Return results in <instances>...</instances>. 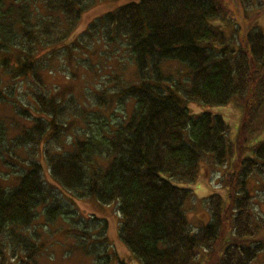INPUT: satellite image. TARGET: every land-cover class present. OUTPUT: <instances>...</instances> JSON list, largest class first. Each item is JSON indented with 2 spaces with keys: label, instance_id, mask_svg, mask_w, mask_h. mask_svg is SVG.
<instances>
[{
  "label": "trees",
  "instance_id": "1",
  "mask_svg": "<svg viewBox=\"0 0 264 264\" xmlns=\"http://www.w3.org/2000/svg\"><path fill=\"white\" fill-rule=\"evenodd\" d=\"M87 1L0 0V111L9 112L0 113V264H39L37 228L59 218L71 228L69 250L94 264H127L105 220L75 229L74 199L115 204L118 239L136 264H200L199 250L209 260L225 223L232 243L217 264H251L264 251V217L247 191L255 178L264 194V140L247 146L264 130V4L249 15L254 0H233L241 23L222 24L221 0H140L77 33ZM108 44L127 50L132 77L88 76L82 101L71 87L48 88L50 75L64 69L75 79L71 68L89 61L79 56ZM231 103L245 114L234 164L222 116L187 108ZM202 164L227 167V204L209 196V221L192 231V192L181 186L197 181Z\"/></svg>",
  "mask_w": 264,
  "mask_h": 264
},
{
  "label": "rangeland",
  "instance_id": "2",
  "mask_svg": "<svg viewBox=\"0 0 264 264\" xmlns=\"http://www.w3.org/2000/svg\"><path fill=\"white\" fill-rule=\"evenodd\" d=\"M139 1L140 0H88V8L78 23L77 33L84 30L87 25L95 18L107 12L117 10L118 8L126 4L138 3ZM259 3L264 4V0H254V6L245 7L247 8L246 13L250 15L254 9H258ZM221 4L223 7L222 15L227 14V17L229 15V17L226 18L227 20L225 19V16L223 17V20L221 21L222 24H226L227 21V24H229V18H231V16H234L232 20H234L235 23H241V9L235 4L233 0H221ZM255 11L252 12V14L255 13ZM258 16V27L260 28L264 36V11H259ZM229 28L232 29L231 26ZM221 29L224 31L226 28ZM225 31L227 33H230V30L228 29ZM115 47L116 46H114L113 44H108L103 49L102 46H99V48L94 52V55L83 52L79 57H87L89 61H87L86 63H81V69H79L80 67L71 68V71L73 72L72 76H75V79L66 80L63 76L71 75H69L70 73H65L66 71L63 69L61 72H56L53 75H50V77L46 78L48 88H51L53 90L55 86L71 87L73 94H78L77 96H80V98L76 97L78 101H82V91L86 90L84 88L85 83L87 82L86 78L88 76H109V74H111V72L113 71L116 75L122 76L125 79L132 77L130 75L133 72V66L131 65V62L129 60V54L127 50L124 47ZM92 65L96 67V70H93L92 74H90L88 73V70L86 68H92ZM179 70H181V68L176 64H171V66L168 68V71L170 73H173L175 77H177L176 75L178 74H176V72ZM98 82L99 81H96L95 83ZM17 98L23 105L26 104V97L20 96L19 94ZM118 108L121 109L120 107ZM187 108L194 114L200 112H211L213 114H219L222 116V118L228 125V141L231 144V153L228 156V164H234L235 161H238L239 163L242 156L241 154H239L240 143L238 142L236 136L238 134L240 124L245 116L244 110L234 103L220 108H204L202 106L198 107L197 105L195 106L194 104H191L187 106ZM0 113L8 115L9 112L8 110H1ZM263 140L264 130L259 135L249 140L247 142V146L251 147L255 145V143L261 142ZM226 169L227 167L225 168V170ZM225 170L223 167L214 168L212 166L209 167L205 164H202L197 181L194 184L181 186L184 188H188L192 192L190 199L186 202L185 205L186 216L192 227V231H196L200 227H203L209 221V215L204 204L205 200L209 196L218 194L223 198L225 205L227 204V189L223 187L222 183L220 182L222 175H225ZM259 183V181H257L256 183L255 178H252L251 181H249V187H247L248 194L252 198H254V200L252 201L254 204H256L254 205V211L258 215V218L260 216L264 217V204H262V201L264 200V194L260 192L259 186L256 185ZM73 202L76 211L78 212L77 223L75 225L76 230L84 228V224L79 223L80 220H89L90 218L92 219V217L99 220H105L107 223L108 241L112 249L118 255V260L124 261L127 264H136L135 260L131 258L129 251L124 245L120 243L118 239L120 219L116 212L115 204H111L108 206L101 205L91 199H74ZM39 221H42L41 216L39 218ZM87 225L89 227H93L89 223ZM70 229L71 228L67 224H65L61 218L56 220L49 227L37 228V230L43 235L41 238H45V240H43L45 241L43 242L45 252L42 255L43 258L39 260V264H94V259L91 258V255L82 256L81 254L73 251V249H68V246L70 244H73V240L71 239V235H67L65 232ZM261 234L264 235V231H262ZM230 243H232L230 227L228 223H225L222 228L221 236L219 237L218 242L215 246L213 257L207 260L205 259L206 255L204 254V252L202 250H199L198 257L200 264H217L218 261L222 258L225 248ZM110 264H117V262L114 260ZM251 264H264V251L260 252Z\"/></svg>",
  "mask_w": 264,
  "mask_h": 264
}]
</instances>
